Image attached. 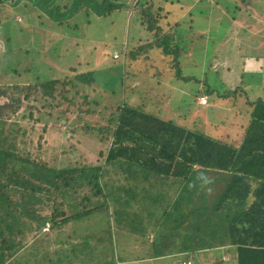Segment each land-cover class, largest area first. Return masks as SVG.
<instances>
[{
	"label": "trees",
	"instance_id": "16d2710c",
	"mask_svg": "<svg viewBox=\"0 0 264 264\" xmlns=\"http://www.w3.org/2000/svg\"><path fill=\"white\" fill-rule=\"evenodd\" d=\"M19 1L0 0V11ZM30 1L70 33L78 30L74 20L79 15L91 21L126 6L122 0ZM193 1L205 0H192V8ZM166 2L137 0L147 37L143 45L124 47L129 57H124L123 73L112 51L101 54L105 69L0 84V264H154L167 256L180 257L179 264H264V97L250 98L242 85L223 95L199 84L203 91L196 100L244 97L242 108L227 110L241 130L231 140L179 123L168 110L162 115V101L171 92L156 77L174 68L179 81L191 78L182 74L179 60L187 49L185 36L198 29L188 13L169 19ZM240 10L237 5L226 13L233 19ZM211 21L207 19L208 26ZM225 31L229 36L234 27ZM227 38L226 43L233 42ZM214 56L225 58L219 50ZM99 72L106 88L114 82L111 92L118 99L97 135L82 134L80 139L95 160L69 156L72 152L62 143L66 155L60 162L58 156H43L47 136L54 135L58 147L62 135L75 138L78 128L90 132L86 117L100 114L101 101L95 96ZM135 91L153 103L130 100ZM221 120L213 116L208 121L220 125ZM71 223L84 225L63 239L52 238L55 230ZM46 224L52 234L43 231ZM52 243L60 244L59 249L53 252Z\"/></svg>",
	"mask_w": 264,
	"mask_h": 264
},
{
	"label": "rangeland",
	"instance_id": "374dc122",
	"mask_svg": "<svg viewBox=\"0 0 264 264\" xmlns=\"http://www.w3.org/2000/svg\"><path fill=\"white\" fill-rule=\"evenodd\" d=\"M122 1L126 3V6L107 17L94 15L91 17V21H88L84 15H79L80 18L74 21L80 26L78 30L72 33L65 31L64 26H60L52 20L47 12L30 0H21L16 6L7 3L4 9L0 11V84L33 83L39 79L46 80L67 73L74 76L76 73L86 72L90 69H105L107 65L104 64L105 60L101 54H110L112 51L113 58L117 60L116 64H119L121 68L117 70L121 73L123 70L126 71L124 67L127 63L124 57H129V53L125 51L124 47L129 49L139 46V44L143 45L146 33L140 23V12L136 9L137 0ZM167 1L164 12L169 11V19L175 21L188 13L187 18H192L198 29H202V33L194 28L185 36L187 49L179 61L182 74L190 76V79L179 81L177 70L174 68L167 69L156 77V80L161 81L162 89L168 90V95L169 91L171 92L169 95L171 98H165L166 102L161 100L163 98L162 92L158 93V100H161L163 104L162 115L164 112L170 111L179 123L189 126L195 125L199 129L206 128L213 135L221 136L226 140L234 139L236 134L241 133L240 124L237 121H232V112L227 110H232L233 105L236 108H242L245 104L244 97L217 99L218 97L215 95L216 98L213 99L214 97L211 95L210 99L206 98L208 102L204 104L201 99L196 100V95L199 91H203L200 87L207 89L206 86H208L209 89H215L216 92L226 95L229 90H235L242 85L250 98L264 97V0H246L244 3L241 0L193 1V8L192 0ZM237 5L241 9L240 13L236 18L231 19L232 14H227L226 10L235 9ZM199 7L200 9H198ZM201 9L207 10V13H201ZM229 11L233 12V10ZM209 18L213 21L208 26L206 22ZM186 23L189 25L190 21H186ZM186 23L184 26L187 25ZM229 27H234V33L229 36L224 35L225 29ZM242 29L246 31H241ZM220 34L223 41L218 37ZM247 34L249 36H246ZM227 37H231L233 42L228 40L226 43ZM215 50L222 51L225 58L221 56V58L215 59ZM248 57L257 58L258 68L254 70L250 67V70L255 73L254 79L249 77L250 74L247 71L249 68L247 65L253 63L248 60ZM18 60L22 61L23 64L19 65ZM72 66H75V70H71ZM128 72L130 73V70ZM135 73L136 76L140 74L137 66ZM256 74H258L257 77ZM111 75L108 74V78ZM136 76L133 77L134 80L139 79ZM97 77L99 81L95 84V94H97L95 96L101 101L97 106V112L99 111L100 114L86 117L85 120H91L89 123L92 125L90 132L87 133L85 129L78 128L75 138L62 135L58 139V147L54 143L55 136H47L43 142V147H41L45 149L43 156L51 159L53 155L58 156L60 162L61 158L66 155L61 153L62 143L65 144L69 153L72 152L69 156H79L81 161L95 160L94 152L85 147L84 141L80 139L82 134L97 135L98 128L107 123V119L113 111V103L118 99L117 95L111 92L114 82L109 85L106 84L108 87L106 88L102 84L103 80L104 83L106 81L105 76L99 72ZM199 84L200 87H198ZM137 87L139 84H136L135 88ZM145 87L146 82L143 88ZM147 98L149 97L144 96L142 92L135 91L130 100L140 101L142 99L147 100ZM149 102L153 103L152 100H147L145 102L147 106L151 104ZM154 102L156 101L154 100ZM197 102L203 105H199ZM213 116L217 121L222 118L220 125H213L208 121L209 117L212 118ZM73 119L74 117L72 121ZM60 126L61 129L66 128L63 124ZM37 135L38 132L33 143L36 152L40 150L37 147L39 142ZM92 220L95 221L93 218ZM83 225L71 223L63 226L61 230H55L53 234L48 227L49 225H45L43 231L52 234V238L63 239L67 234L72 233L70 232L71 229H82ZM59 246L60 244L52 243L50 249L54 252L55 248L59 249ZM228 257L225 255L223 258L227 261ZM179 258L167 256L161 261L154 262V264H179ZM119 264L148 263L137 260Z\"/></svg>",
	"mask_w": 264,
	"mask_h": 264
},
{
	"label": "crops",
	"instance_id": "0c3cea01",
	"mask_svg": "<svg viewBox=\"0 0 264 264\" xmlns=\"http://www.w3.org/2000/svg\"><path fill=\"white\" fill-rule=\"evenodd\" d=\"M198 30V29H197ZM224 60H226V59H224ZM248 60L251 62H253L252 64H250V65H247V66H249V68H248V73L249 74H251L250 72H252L251 70H250V67H251V69L252 68H254V70L256 69V68H258V65H257V58H252V57H248ZM259 66H261V65H259ZM249 85V84H248ZM261 85V84H260Z\"/></svg>",
	"mask_w": 264,
	"mask_h": 264
},
{
	"label": "built area",
	"instance_id": "2783aa9c",
	"mask_svg": "<svg viewBox=\"0 0 264 264\" xmlns=\"http://www.w3.org/2000/svg\"><path fill=\"white\" fill-rule=\"evenodd\" d=\"M206 96H202V97H200L199 99H201L202 100V102L204 103V104H206L208 101L206 100Z\"/></svg>",
	"mask_w": 264,
	"mask_h": 264
},
{
	"label": "clouds",
	"instance_id": "9594fccd",
	"mask_svg": "<svg viewBox=\"0 0 264 264\" xmlns=\"http://www.w3.org/2000/svg\"><path fill=\"white\" fill-rule=\"evenodd\" d=\"M47 225V224H46Z\"/></svg>",
	"mask_w": 264,
	"mask_h": 264
}]
</instances>
